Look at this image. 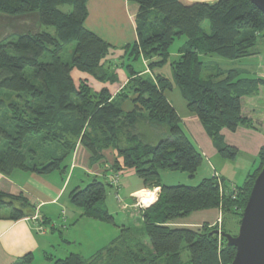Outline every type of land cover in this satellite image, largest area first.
I'll use <instances>...</instances> for the list:
<instances>
[{
  "label": "trees",
  "instance_id": "16d2710c",
  "mask_svg": "<svg viewBox=\"0 0 264 264\" xmlns=\"http://www.w3.org/2000/svg\"><path fill=\"white\" fill-rule=\"evenodd\" d=\"M88 1L0 0V13L14 17L38 13L44 28L55 29L54 34L45 29L0 42V173L65 174L67 162L81 144L90 152L92 163L102 161L107 150L117 151L124 168L134 170L144 188H161L158 200L141 211V229L123 227L108 247L93 256L71 254L55 264H232L236 249L225 239L220 246L215 231L234 235L226 220L233 217L241 222L255 180L264 168V148L257 169L235 189L217 177L195 187L163 184L162 173L180 172L194 178L204 163L166 94L177 87L220 156L235 160L239 151L226 144L222 131L247 128L264 133V105L259 108L264 77L240 78L237 70H230L204 79L203 57L217 55L234 61L253 56L258 41L264 38V14L250 0L189 7L182 0H129L139 7L138 42L122 48V61L113 66L105 60L116 48L84 27ZM205 22H209L210 32L204 28ZM182 37L186 41L172 60V46ZM70 46L74 47L66 61ZM47 55L50 61L42 62ZM141 60L149 62L150 70L170 63L172 80L142 75L136 68ZM117 67L126 70L129 81L115 98L107 90L94 92L86 83L77 88L72 78L77 69L101 82L116 83ZM132 96L135 108L125 112L121 102ZM142 120L167 126L168 133L153 145L139 130ZM113 169L115 174L121 169L118 161ZM111 187L108 176L94 178L85 188L73 190L69 199L83 211L82 217L116 225L106 203ZM15 201L25 203L21 197L0 192V207L11 208ZM211 209L223 211L221 226L206 225L194 231L172 225ZM14 214L15 219L23 218L21 211ZM40 225L47 229L50 224L42 220ZM34 262L30 254L17 264Z\"/></svg>",
  "mask_w": 264,
  "mask_h": 264
},
{
  "label": "crops",
  "instance_id": "0c3cea01",
  "mask_svg": "<svg viewBox=\"0 0 264 264\" xmlns=\"http://www.w3.org/2000/svg\"><path fill=\"white\" fill-rule=\"evenodd\" d=\"M218 1L182 0L181 2L183 5L189 7L201 3L215 4ZM87 7L88 17L84 23V27L116 48L110 52L105 62L106 65L110 63L113 66L118 65L124 55L122 48L138 42L136 24V17L139 12L138 5L129 2V0H89ZM45 29L41 24L38 13L15 17L0 13V42L24 34H37ZM177 57L178 53L175 55L171 54L172 60ZM148 65L149 62L141 60L136 64V68L142 75H147L154 79L159 75L172 80L170 63L155 70H150ZM115 73L118 76L116 83L101 82L77 69L72 71V78L77 88L82 83H86L94 92L101 93L107 90L112 98H115L129 81V75L125 69L117 67L115 68ZM166 97L180 116L182 129L203 155L204 163L194 178H190L188 174L180 172L162 173L161 179L163 184L168 186L187 185L195 187L205 179L217 177L224 180L230 189L242 186L247 177L257 169L255 168L256 165L258 164L259 166L258 157L264 148V133L247 128H239L236 132L224 129L222 135L226 144L239 151L235 160L224 159L214 147L199 118L188 110L187 103L183 99L180 90L174 87V90L168 92ZM133 98L132 96V98L121 102L122 109L125 112L134 110ZM144 125L146 127L154 126L147 120H144ZM165 132L164 134L166 135L168 128H166ZM160 141L159 139L155 143H150L156 145ZM103 155L104 159L94 164L91 161L90 152L84 146L78 144L70 161L67 162L69 168L65 174L55 171L47 175H39L24 170H15L10 176L0 173V192L21 197L25 201V203L23 201H15L11 208L0 207V264H17L20 259L30 254L34 255L36 260L38 253L45 255L46 259H48L49 248L54 246L49 236L54 235L56 232H59L61 242L63 241L67 246H78L79 239L76 238L73 241L65 239L67 231L65 225L67 227L68 225L74 226L71 229L73 230L87 222L88 227L90 225L92 229L91 235L94 247L97 246L95 244L100 239L98 227L103 225H101L100 221L82 217L83 211L73 206L69 199L73 190L85 188L94 178L102 179L106 176H117L120 189L129 191V199L132 202L131 204H126L127 207H122V209L128 210L133 208L139 212L140 217L142 209L144 210L148 206L144 205L142 201H140L142 206L135 205L134 201L138 193L150 191L156 196L155 202L158 200L161 188H144L143 181L136 175L135 171L124 168L123 160L118 157L117 151L107 150ZM116 161L121 166L117 174H115L113 169ZM242 163L245 164L243 165ZM243 179V184L239 185L237 182ZM109 189L115 192V198V188L111 187ZM111 199V194L107 192L106 203L110 214L114 217L113 213H111ZM115 200L117 199L115 198ZM117 201L116 203H118ZM15 210L21 211L23 218L15 219ZM36 216L39 217L38 221L33 220ZM224 219L225 215L221 209H211L195 212L188 218L178 220L172 225L174 227L198 231L206 225L210 227L221 226ZM40 220H45L48 225L50 224L47 226L44 234H39L36 231ZM60 225H63L64 230L60 228ZM115 226L116 233L119 231V234L100 250L108 247L120 235L123 227H128L125 225L118 226L117 224ZM69 232L67 231V234ZM64 253L67 254L68 252L64 251ZM71 254L82 257V254L74 252L69 253L68 256Z\"/></svg>",
  "mask_w": 264,
  "mask_h": 264
},
{
  "label": "rangeland",
  "instance_id": "374dc122",
  "mask_svg": "<svg viewBox=\"0 0 264 264\" xmlns=\"http://www.w3.org/2000/svg\"><path fill=\"white\" fill-rule=\"evenodd\" d=\"M69 8H66V10L68 11ZM204 28L210 32V25L209 22H205L204 23ZM49 32L51 33H55V29L54 28H49L48 29ZM186 38L182 37L176 40L175 44L172 46L171 49V54L175 55L178 53L179 48L185 43ZM74 46H70L68 48V53L65 55V60L69 61L70 57H71V53L69 54V52L72 51ZM203 60L206 64V68L203 72V78L207 79L209 76L211 75H215L217 74L219 71H223V72H227L230 70H237L240 73V78H261L264 77V38L260 39L258 41V45L256 46V48L254 49V55L250 56V57H245V58H241L239 60H234V61H230V60H226L223 59L217 55H208V56H204ZM42 62H49L50 61V57L49 55L45 56L44 58L41 59ZM264 93V90H263ZM254 103L255 99L253 100ZM259 104V101H258ZM262 104L264 105V99L262 101H260V106L259 108L262 107ZM139 130L140 132L143 134V136L145 137L146 141L148 142H153L155 143L156 140H162V138L165 137V130L167 128V126H162L161 128L157 127V126H149L146 127L144 125V120L140 121L139 123ZM156 127V128H154ZM152 143V144H153ZM243 165L245 163H242ZM258 164L256 165L255 168H257ZM254 168V169H255ZM180 179V178H179ZM169 180V179H168ZM177 180V179H176ZM244 179L242 181L237 182L239 185L243 184ZM134 184V183H133ZM109 194H111V203H112V209H111V213H113L114 217H115V221L116 224L118 226H128V227H133V228H138L141 229L143 227V223L140 217L139 212H137L136 210H134L133 208L128 209V210H123L122 207H127L126 204H131L132 202H130L129 199V191L128 190H121L119 192L120 194V199L117 201L115 200L117 194H115V198H114V193L111 189H108ZM145 192V191H142ZM150 192V191H148ZM152 193V192H150ZM153 197L156 198V196L153 195ZM116 201L118 203H116ZM141 199L137 196L136 200L134 201L136 206H142L140 203ZM155 202V201H154ZM144 204V203H143ZM153 203H151L150 205H146V206H151ZM145 205V204H144ZM114 206V209H113ZM66 219V218H64ZM236 220V221H235ZM233 219V217H228L226 220V223L228 224L229 229H233L234 228V235L233 236H237L239 229L240 228V223L238 222L239 219ZM89 221V220H86ZM234 221V222H233ZM238 222V223H237ZM87 222L81 224L80 226H78L77 228H74L73 230H71L74 226H70L65 225V229L69 232L67 234H65V239H68L70 241L75 240L76 238L79 239V245L78 246H67L63 241L61 242L60 239V234L59 232H56L54 235H50V239L53 241V247L49 248L48 251V259H46L45 255H41L40 253H38L36 260L34 262V264H55V260L54 259H59V258H65L66 256H68L69 253H80L82 254V257L84 258H88L92 255H94L98 250H100L101 248H103V246H106L114 237L117 236V234H119L117 231L116 233V226L115 225H110L107 223H101V225L103 226H99L98 228V233L100 234V239L99 242H97L94 247V242H92L93 237L91 235L92 233V229L89 225L86 224ZM61 229L64 230L63 225H60ZM38 227V226H37ZM37 231V228H36ZM46 231V229L44 230ZM221 231V229H220ZM38 232V231H37ZM39 234H44L43 232H38ZM62 233V232H60ZM149 242V241H148ZM56 245V246H55ZM68 252L67 254L64 253ZM184 259L188 260V254L184 253Z\"/></svg>",
  "mask_w": 264,
  "mask_h": 264
},
{
  "label": "water",
  "instance_id": "95a60500",
  "mask_svg": "<svg viewBox=\"0 0 264 264\" xmlns=\"http://www.w3.org/2000/svg\"><path fill=\"white\" fill-rule=\"evenodd\" d=\"M264 14V0H250ZM236 249L232 264H264V168L255 180L237 236L215 231Z\"/></svg>",
  "mask_w": 264,
  "mask_h": 264
},
{
  "label": "built area",
  "instance_id": "2783aa9c",
  "mask_svg": "<svg viewBox=\"0 0 264 264\" xmlns=\"http://www.w3.org/2000/svg\"><path fill=\"white\" fill-rule=\"evenodd\" d=\"M109 180H110V182H111V184L114 186V188L116 189V191H117V199L119 200L120 199V194H119V192H120V186H119V180H118V177L117 176H111V177H109ZM33 220H35V221H38L39 220V217L38 216H36V217H34V219ZM40 222H41V220H40ZM45 230V228L44 227H42L41 225H40V223H39V225H38V227H37V231L38 232H45L44 231ZM219 236V240H220V246L222 245V237L220 236V235H218Z\"/></svg>",
  "mask_w": 264,
  "mask_h": 264
},
{
  "label": "bare ground",
  "instance_id": "6f19581e",
  "mask_svg": "<svg viewBox=\"0 0 264 264\" xmlns=\"http://www.w3.org/2000/svg\"><path fill=\"white\" fill-rule=\"evenodd\" d=\"M153 195L155 196L154 193H150L148 191H145V192L138 193L137 196L141 199L142 203H144L145 205H150L151 203H154V201H155V197H153Z\"/></svg>",
  "mask_w": 264,
  "mask_h": 264
}]
</instances>
